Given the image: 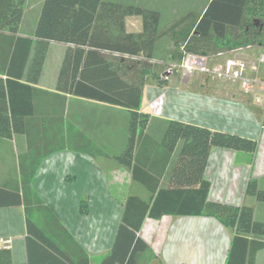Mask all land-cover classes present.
<instances>
[{"label":"crops","instance_id":"1","mask_svg":"<svg viewBox=\"0 0 264 264\" xmlns=\"http://www.w3.org/2000/svg\"><path fill=\"white\" fill-rule=\"evenodd\" d=\"M43 2L25 0L17 35L34 37ZM126 27L129 32L140 33L142 19L128 16ZM160 45L161 52L156 55ZM68 47L50 41L39 79L29 81L24 77L19 82L30 87L15 85L20 90L17 106L27 112L22 118L27 130L12 137L0 136V186L22 191L24 173H31L33 160L40 159L31 187L51 212L42 213L31 204L28 212L25 203L0 206V264L41 263L38 258L47 245L32 235L28 237L27 214L64 249L74 246L67 238L70 234L96 264L113 247L126 198L132 194L150 197L149 191L134 181L132 171L116 159L127 146L129 110L75 95L62 98L65 93L57 84ZM174 48L172 41L162 37L152 60L175 63ZM263 52L264 47L252 45L208 56V61L211 67L229 59L241 61L246 66L244 77L264 79L262 65L257 70L252 68ZM33 54L34 49L27 69ZM3 59L1 56L0 61ZM0 76L7 77L5 73ZM158 77L145 84L141 101L142 109L151 114L147 133L156 141L162 142L172 119L258 141L253 154L214 148L206 177L211 183L210 200L250 205L256 219L264 221V202L246 194L251 178L264 188V101L259 100L264 99V93L247 92L241 80L220 79L199 70L185 74L174 69ZM88 141L102 153L87 152ZM181 146L180 141L162 177V188L168 185ZM154 154L150 152L151 157ZM83 202L88 204L87 213L82 211ZM140 235L157 254L150 264H226L233 238V232L219 219L199 215L147 217ZM256 264H264V249L258 251Z\"/></svg>","mask_w":264,"mask_h":264},{"label":"trees","instance_id":"2","mask_svg":"<svg viewBox=\"0 0 264 264\" xmlns=\"http://www.w3.org/2000/svg\"><path fill=\"white\" fill-rule=\"evenodd\" d=\"M24 4L25 0H0V30H8L0 33V58L4 57L0 73L7 76H0V136L12 137L27 130L22 121L27 112L17 106L20 90L15 85L30 87L19 79H39L50 41L69 45L57 84L65 93L64 100L67 94L75 95L123 106L130 112L127 146L116 159L132 171L134 181L141 183L150 197L132 194L126 198L113 247L96 264H150L157 254L140 231L147 217L160 219L164 215L216 217L233 232L226 264H256L258 251L264 249V221L256 219L250 205L210 200L206 165L214 148L253 154L258 141L172 119L162 142H158L147 133L151 114L142 109L141 101L145 84L159 78L155 67L160 63L152 59L162 37L173 38L172 59L176 64H181L188 53L214 56L249 45L264 47V0H210L201 14L190 11L163 31L159 28L161 11L139 4L44 0L34 37L17 35ZM128 16L142 19V32L127 30ZM167 69L161 72L163 76ZM180 141L168 185L162 188V177ZM85 149L93 155L102 153L90 141ZM150 152H155L154 156ZM33 161L31 173H24L22 191L0 186V206L25 203L28 212L31 205L42 213L51 212L32 190L31 180L40 159ZM246 194L264 202V188L254 178L249 180ZM88 210L83 202L82 211ZM26 220L28 237L32 235L47 245L39 255L40 264H92L89 254L70 234L67 238L74 246L64 249L30 215Z\"/></svg>","mask_w":264,"mask_h":264},{"label":"built area","instance_id":"3","mask_svg":"<svg viewBox=\"0 0 264 264\" xmlns=\"http://www.w3.org/2000/svg\"><path fill=\"white\" fill-rule=\"evenodd\" d=\"M264 64V52L261 53L257 59L256 64L253 65V70H257ZM180 68L185 74L194 71H201L204 73H211L220 79L227 80H241L244 89L247 92L260 91L264 93V79L247 78L244 77L245 64L241 61L229 59L224 64H218L213 67L209 65L208 56L198 55L195 53H188L181 64L173 63L168 66L167 73H170L175 68ZM263 102L264 99H259Z\"/></svg>","mask_w":264,"mask_h":264},{"label":"rangeland","instance_id":"4","mask_svg":"<svg viewBox=\"0 0 264 264\" xmlns=\"http://www.w3.org/2000/svg\"><path fill=\"white\" fill-rule=\"evenodd\" d=\"M114 1H120V0H114ZM209 1L210 0H133V2L130 3L139 4L146 8L160 10L161 21L159 28L161 31H163L164 29L169 27L174 21L184 16L190 11L201 14L205 10ZM133 25H134L133 28H136V23H134ZM165 40H170L174 42L171 36H165ZM161 47L162 45H160L157 48L156 55H158L161 52ZM244 47H248V46H244ZM244 47H239L233 50H237ZM229 51L232 50H225V52H229ZM167 65L168 64L163 65V63L161 65L159 64L158 66L155 67V71L161 73L163 70L167 69ZM261 68H263L264 70V64L262 65ZM262 75H264V73ZM238 85L240 86V84ZM238 88H241V86Z\"/></svg>","mask_w":264,"mask_h":264}]
</instances>
